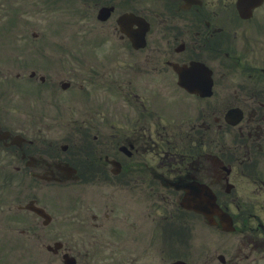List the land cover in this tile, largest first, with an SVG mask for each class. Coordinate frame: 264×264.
<instances>
[{
    "label": "flooded vegetation",
    "instance_id": "obj_1",
    "mask_svg": "<svg viewBox=\"0 0 264 264\" xmlns=\"http://www.w3.org/2000/svg\"><path fill=\"white\" fill-rule=\"evenodd\" d=\"M29 1L59 12L0 66V260L264 264V0Z\"/></svg>",
    "mask_w": 264,
    "mask_h": 264
},
{
    "label": "rangeland",
    "instance_id": "obj_2",
    "mask_svg": "<svg viewBox=\"0 0 264 264\" xmlns=\"http://www.w3.org/2000/svg\"><path fill=\"white\" fill-rule=\"evenodd\" d=\"M37 4L43 2L42 0H34ZM10 5H14L11 3ZM9 5V7H10ZM43 8L46 7L45 3H42ZM16 10L20 13L18 17H15L13 20V16L10 13L2 12V8H0V31H15V33L19 34L21 31H39L42 37L47 38L50 34V23L53 19V16L56 15L55 12H59V9H53L49 11L47 9H40L36 5L29 4L26 2L23 5V8H20L18 4L14 6ZM39 8V9H38ZM57 20H60V17H57ZM30 33V32H29ZM11 40L0 39V65H3V68L11 70V75H14L15 71L18 69V66L13 64V62H8L6 59L2 58L3 55H11L15 53V51H8L7 49H12V44H16V36H11ZM6 45L5 47L2 45ZM6 65V66H5ZM1 68V67H0ZM20 243H24L20 240ZM8 246L11 247L10 242H7ZM28 244L25 242L23 244V249H16L15 245L9 249L8 253L4 256L3 260H0L1 264H44L45 259H41V254H38L34 257L31 256V252L36 247L30 244L29 248L26 249ZM30 250V251H29ZM105 259L98 258L95 262L102 263ZM106 261V260H105ZM154 261V260H150ZM109 264H121L119 260H108Z\"/></svg>",
    "mask_w": 264,
    "mask_h": 264
}]
</instances>
